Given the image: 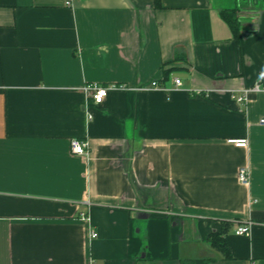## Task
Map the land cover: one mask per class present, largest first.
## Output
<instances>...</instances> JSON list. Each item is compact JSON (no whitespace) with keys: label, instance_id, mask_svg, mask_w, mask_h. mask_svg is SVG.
<instances>
[{"label":"crops","instance_id":"1","mask_svg":"<svg viewBox=\"0 0 264 264\" xmlns=\"http://www.w3.org/2000/svg\"><path fill=\"white\" fill-rule=\"evenodd\" d=\"M261 1L0 0V264H264Z\"/></svg>","mask_w":264,"mask_h":264},{"label":"built area","instance_id":"2","mask_svg":"<svg viewBox=\"0 0 264 264\" xmlns=\"http://www.w3.org/2000/svg\"><path fill=\"white\" fill-rule=\"evenodd\" d=\"M75 0H64L66 6H72ZM174 84L176 86L182 85V80L178 77L174 79ZM151 87H159L157 81H153L151 83ZM84 90L93 94V99L95 103H102L108 95L109 87L101 85L99 83H88L84 86ZM250 92H264V73H261L259 79L254 83V85L250 88H246L243 90L241 95H234V98L237 101L244 103L246 102L247 96ZM92 118V115L89 116ZM261 124H264V118L260 120ZM234 142L240 147H247L248 146V139H238L234 140ZM71 151L77 155H85L88 154V142L80 140L78 138H73L70 143ZM238 179L241 183L248 185L250 183V175L248 170L243 167L238 172ZM82 219L88 221L89 217L87 214H82ZM252 223H246L243 225H239L235 233L237 235H246L249 236L251 234ZM91 237L96 238L98 237V233L96 231L91 232ZM95 264V263H92Z\"/></svg>","mask_w":264,"mask_h":264},{"label":"trees","instance_id":"3","mask_svg":"<svg viewBox=\"0 0 264 264\" xmlns=\"http://www.w3.org/2000/svg\"><path fill=\"white\" fill-rule=\"evenodd\" d=\"M156 5L160 6V0H155ZM261 3L264 5V0L261 1ZM220 15L222 19L229 25L233 38L237 41L240 42V37H241V22L239 20V8L234 7V8H225L220 12ZM226 229H224L220 233H214L212 236V241L213 244L218 247L225 255L226 258L230 256L226 244H225V239L223 237V234H225ZM209 259L206 260H199V261H194L193 264H209Z\"/></svg>","mask_w":264,"mask_h":264},{"label":"rangeland","instance_id":"4","mask_svg":"<svg viewBox=\"0 0 264 264\" xmlns=\"http://www.w3.org/2000/svg\"><path fill=\"white\" fill-rule=\"evenodd\" d=\"M244 0H238V5L241 4V2H243ZM251 1V0H250Z\"/></svg>","mask_w":264,"mask_h":264}]
</instances>
